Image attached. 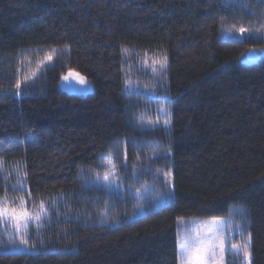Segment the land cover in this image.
<instances>
[{
  "label": "trees",
  "instance_id": "1",
  "mask_svg": "<svg viewBox=\"0 0 264 264\" xmlns=\"http://www.w3.org/2000/svg\"><path fill=\"white\" fill-rule=\"evenodd\" d=\"M263 7L0 0V198L47 209L29 226L32 250L0 251V264H179V220L235 207L248 220L251 264H264ZM246 26L253 31L243 37L223 34ZM252 50L257 57L244 61ZM137 54L166 58L163 96L128 82ZM48 56L52 65L18 95L25 59ZM66 69L92 90L63 89ZM146 106L168 107L170 128L139 127ZM109 152L143 165L135 177L127 172L133 187L168 172L167 200L145 201L137 213L130 192L94 183Z\"/></svg>",
  "mask_w": 264,
  "mask_h": 264
},
{
  "label": "rangeland",
  "instance_id": "2",
  "mask_svg": "<svg viewBox=\"0 0 264 264\" xmlns=\"http://www.w3.org/2000/svg\"><path fill=\"white\" fill-rule=\"evenodd\" d=\"M264 6V3H263ZM264 8V7H263ZM264 13V10H263ZM251 26H246L244 28L248 29L249 31L241 34L239 30H236V35L234 36V33L230 31V29L224 30L223 34L225 37L232 36V37H243L247 33L253 31L252 29H249ZM258 53L254 50L247 52L243 56L244 61H252L257 57ZM47 57L43 59H39L37 61L32 60H26L24 64L23 69V76L21 80L25 76L32 77V74L35 73V76L26 84L22 85V91L16 90V93L19 95L21 92H23V88L29 87L31 84H33L36 81V77L39 75V73L45 69L48 66L52 65L53 59L47 60ZM164 60L163 57L154 58V57H147L142 54H137V63L136 65L139 69H134V75L135 76H144L142 78H133V75H130V80L128 78V82L132 85H136L137 88H143V92H147L148 94H152L155 97H157L160 92V94L163 96L165 93V67L166 64H164L163 67L160 65V61ZM38 61H43L42 64L38 65ZM32 62H34L33 65ZM70 71H73L71 69H66L65 72L61 76L60 85L63 89L66 91L76 92V93H87L90 90H92L91 84L79 73L78 74V84L73 85L72 80L69 78L68 74ZM138 71V72H136ZM64 77H68L67 80L64 79ZM79 77L84 78V82L82 83ZM132 78V79H131ZM157 118L159 119V122L157 123ZM170 120L171 123V114L168 109V107L163 108H152L150 106H146L137 116H136V122L139 127H143L145 129H153L156 127H163L166 130L170 128V124L167 126L164 124V120ZM163 152V151H162ZM116 153L118 154L119 151L117 150ZM155 154V152L152 153V155ZM163 154V153H161ZM138 159L136 158L134 163L128 164L125 159H119L117 160L114 153H107L104 155V158L102 160V174L99 176H96L94 178V183L104 186L109 192H116L120 195H122L125 192H130L134 198L136 199V203L138 204L139 210L137 213L143 212V206L145 201H150L151 204H161L167 200L168 193L170 192L168 190V187L170 185V174L168 172H158L154 179V175L150 177V180H137V185L135 187L131 186L130 184H127L126 176L127 172H130L133 177H135L136 172L139 170V168H143L142 164H139ZM121 165L122 167H119ZM129 171H128V170ZM115 172V176H109V181L104 180V176L106 173ZM161 176V177H159ZM152 179V180H151ZM162 186H164L162 188ZM167 188V189H164ZM6 205L9 207H16L19 205V198L16 199H6L5 201ZM27 210L35 216V214L39 211V206L37 209H30L27 205ZM44 214H41V216ZM218 219L220 221H223L224 224L222 226V234L226 241V247L228 248V251L224 253V259L225 264H248V261H246L243 257V253H241L239 256H234L231 251V245L232 244H241V243H248L250 241L251 246V240H250V234L247 231L248 226V220L245 218L244 212L240 207L233 208L228 215L222 216V217H207V218H185L180 219L178 224V255H179V244L180 242L185 238H191L195 235L197 231L201 233V235L208 234L209 229H212L213 232L216 230V224L215 219ZM39 221L32 220L29 223V226L33 223H37ZM11 222H9L10 224ZM239 225V227H237ZM28 226V230H29ZM12 229L8 228L5 229V226L3 224H0V234H3V241L5 243H0V251H26L30 252L32 249L30 247H24L21 246L19 249L12 246L10 243H7L8 241V232H11ZM249 246V251L251 253Z\"/></svg>",
  "mask_w": 264,
  "mask_h": 264
},
{
  "label": "snow or ice",
  "instance_id": "3",
  "mask_svg": "<svg viewBox=\"0 0 264 264\" xmlns=\"http://www.w3.org/2000/svg\"><path fill=\"white\" fill-rule=\"evenodd\" d=\"M264 3V0H261ZM249 30L240 27L239 32L244 34ZM259 32V29L256 30ZM264 38V37H262ZM47 60H51L52 57L48 56ZM166 58L160 61L161 67L166 64ZM38 65L42 64L43 61H38ZM78 75V74H76ZM25 76L23 80H17L16 88L22 91V85H26L33 77ZM65 80L68 77H64ZM81 82H84L83 77H79ZM157 123L159 119L157 118ZM164 124L167 126L170 124V120H164ZM115 176V172L106 173L104 176L105 181H109V176ZM111 182V181H109ZM7 197L0 198V224L5 226V229L11 228L12 231L8 232V241L15 248L19 249L21 246L29 247L28 239V226L30 221H39L41 214H46L47 209L44 207L43 201H41L39 206V211L33 216L26 207V201L24 198H19V205L16 207H9L6 205ZM215 219V218H214ZM9 222H11L9 224ZM216 230L213 232L209 229L208 234L201 235L199 231L191 238L183 239L179 244V264H225L224 253L228 251L226 247V241L222 234L223 221L215 219ZM239 227V225H237ZM0 243H5L3 241V234H0ZM250 241L248 243L232 244L231 251L234 256H239L243 253V257L248 264H251V253L249 251Z\"/></svg>",
  "mask_w": 264,
  "mask_h": 264
},
{
  "label": "water",
  "instance_id": "4",
  "mask_svg": "<svg viewBox=\"0 0 264 264\" xmlns=\"http://www.w3.org/2000/svg\"><path fill=\"white\" fill-rule=\"evenodd\" d=\"M77 73L74 71H70L68 76L69 78L72 80V84L73 85H77L78 84V75H76Z\"/></svg>",
  "mask_w": 264,
  "mask_h": 264
}]
</instances>
